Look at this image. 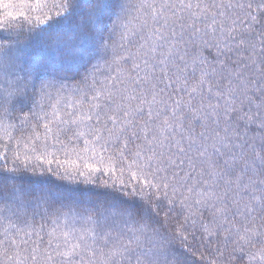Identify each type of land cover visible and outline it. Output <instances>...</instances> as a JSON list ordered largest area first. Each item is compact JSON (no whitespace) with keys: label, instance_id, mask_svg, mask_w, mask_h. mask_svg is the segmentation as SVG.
Masks as SVG:
<instances>
[{"label":"snow or ice","instance_id":"snow-or-ice-1","mask_svg":"<svg viewBox=\"0 0 264 264\" xmlns=\"http://www.w3.org/2000/svg\"><path fill=\"white\" fill-rule=\"evenodd\" d=\"M0 264H264V0H0Z\"/></svg>","mask_w":264,"mask_h":264},{"label":"trees","instance_id":"trees-1","mask_svg":"<svg viewBox=\"0 0 264 264\" xmlns=\"http://www.w3.org/2000/svg\"><path fill=\"white\" fill-rule=\"evenodd\" d=\"M18 2H19V0H18ZM28 2H30V3H31V2H32V0H28ZM101 63H103V61H101Z\"/></svg>","mask_w":264,"mask_h":264}]
</instances>
